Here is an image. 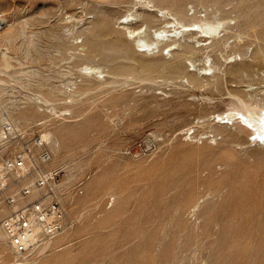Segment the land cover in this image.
<instances>
[{
	"label": "rangeland",
	"instance_id": "rangeland-1",
	"mask_svg": "<svg viewBox=\"0 0 264 264\" xmlns=\"http://www.w3.org/2000/svg\"><path fill=\"white\" fill-rule=\"evenodd\" d=\"M111 1L0 0L7 22L23 29L9 43L0 40V58L6 51L11 62L8 68L0 64V114L14 115L17 125L40 134L65 126L68 131H52L47 142L51 164L65 185L84 180L82 193L66 197L75 221L71 230L20 258L0 230V259L20 264H264V0H220L215 7L186 0V15L195 19L182 24L170 13V3L155 1L152 11L160 12V20L153 27L132 15L151 10L152 3ZM247 7L252 8L249 18H257L242 27L238 11ZM97 21L111 30L103 35L118 36L122 46H130L132 57L118 54L108 62L103 48L87 54L86 33ZM123 27L135 30L134 44ZM144 33L147 43L141 40ZM177 40L183 47L173 44ZM186 41L193 52H185ZM157 58L175 62L182 71L174 76L160 68L161 75L155 70L148 76L140 69L149 60L162 63ZM116 63L119 71L112 74ZM119 63L134 69L125 73ZM83 64L101 73L78 71ZM193 73L199 81L190 80ZM67 80L71 85L65 89ZM62 89L73 91L75 101L67 96L65 102ZM49 90L60 92L52 97L63 96L55 104L57 112L29 99ZM246 102L255 105L250 113ZM19 106L33 107L26 109L24 122L13 112ZM37 122L41 127H35Z\"/></svg>",
	"mask_w": 264,
	"mask_h": 264
},
{
	"label": "built area",
	"instance_id": "built-area-1",
	"mask_svg": "<svg viewBox=\"0 0 264 264\" xmlns=\"http://www.w3.org/2000/svg\"><path fill=\"white\" fill-rule=\"evenodd\" d=\"M5 24L0 12V29ZM28 129L0 114V226L18 258L74 227L66 197L82 193L84 181L62 184L49 144Z\"/></svg>",
	"mask_w": 264,
	"mask_h": 264
},
{
	"label": "bare ground",
	"instance_id": "bare-ground-1",
	"mask_svg": "<svg viewBox=\"0 0 264 264\" xmlns=\"http://www.w3.org/2000/svg\"><path fill=\"white\" fill-rule=\"evenodd\" d=\"M104 1V0H103ZM108 0H106V2H107ZM115 1H117V0H115ZM120 1H123V0H120ZM134 1V0H133ZM140 1H142V0H140ZM140 1H136L135 3H133L132 2V0L130 1V3L132 2L133 4H134V6H135V4L137 3V2H140ZM144 1V0H143ZM146 1V2H145ZM143 3L144 4H142V6H144L145 7V5H147L148 3H152L153 5H152V7H150L149 6V8H151V10L149 9V10H146L145 8L144 9H141V11H135L134 12V14H132L133 15V18L134 17H141L142 18V21H144V23H145V25H146V27H149V26H155V22L157 21V20H160L159 18H157V16H158V13H159V15H160V12H158V13H154L152 10L154 9L153 8V6H155V4H154V2L156 1V2H158L159 1V3H163V2H167V3H170L171 4V6H169L171 9H170V13L176 18V21L178 20L179 22H181V24L182 23H186L188 20H190L189 22H191V21H193L192 19L194 18H189V17H187V15H186V12H185V4H184V2L186 1V0H145ZM198 1H205V3L203 2V4H206V2H207V4L208 3H210L211 2V4L210 5H213L214 7L215 6H218L219 4H220V0H196L195 2H198ZM110 2H112L113 3V1H111L110 0ZM127 2H129L128 0H127ZM148 2V3H147ZM118 3H119V0H118ZM117 2H116V4H118ZM122 2H120L119 4H121ZM124 3V2H123ZM126 3V2H125ZM132 3H131V5H132ZM141 3V2H140ZM147 3V4H146ZM166 3V4H167ZM114 4H115V2H114ZM129 5V4H128ZM150 5V4H149ZM169 5V4H168ZM255 5V4H254ZM141 6V5H140ZM148 6V5H147ZM206 6V5H205ZM208 6V5H207ZM206 6V7H207ZM253 6V5H252ZM132 8H133V6H132ZM143 8V7H142ZM147 8V7H146ZM153 8V9H152ZM157 8V7H156ZM221 8V7H220ZM234 8V7H233ZM250 9H252L251 7H249ZM249 8L247 7V9H244V8H242V9H240L239 11H238V14L239 15H241V17L243 16V20H242V23L240 24V25H242V27H246V26H248L249 24H251V23H253V19H255L256 20V18L257 17H255V18H253L252 17V19L251 18H249ZM254 8V10L256 11V9H255V6L253 7ZM134 9V8H133ZM132 9V10H133ZM138 9V8H137ZM159 9V8H158ZM164 9V8H163ZM165 10V9H164ZM163 10V11H164ZM258 10V9H257ZM159 11H162L161 10V8L159 9ZM224 11V10H223ZM231 11V10H230ZM255 11H253V12H255ZM155 12H156V10H155ZM166 12V11H165ZM249 12V13H248ZM259 12V11H258ZM257 12V13H258ZM261 12V11H260ZM264 12V11H263ZM132 13V12H131ZM130 13V14H131ZM163 12H161V14H162ZM129 14V15H130ZM164 14V13H163ZM236 14V13H235ZM255 14V13H254ZM258 14H260V13H258ZM261 14H263L262 12H261ZM167 15V14H166ZM251 15V14H250ZM128 16V15H127ZM131 16V15H130ZM207 16V15H206ZM225 16H227V15H225ZM256 16H257V14H256ZM261 16V15H260ZM70 17V15L69 16H67V18H69ZM123 17V16H122ZM159 17H161V16H159ZM162 17H163V15H162ZM167 17V16H166ZM251 17V16H250ZM67 18H65V19H67ZM137 18H134V19H137ZM141 18H140V20H141ZM165 18V17H164ZM205 18V17H204ZM230 18V17H229ZM239 18H240V16H239ZM126 19V18H125ZM162 19V18H161ZM195 19V18H194ZM202 19V18H201ZM200 19V20H201ZM5 20H6V24H5V26L4 27H6L7 25V31H6V33H5V35L2 37V36H0V40L2 41L3 39H5V41H11V40H13L14 38H16L19 34H20V32L19 31H21L22 32V30L20 29L19 31H18V27H17V29L14 27V23H8L7 22V18H5ZM122 20V19H121ZM138 20H139V18H138ZM173 20H175L174 18H173ZM208 20V19H207ZM210 20V19H209ZM261 20V19H260ZM264 20V19H263ZM94 21H96V20H93V22ZM162 21V20H161ZM204 21V20H203ZM227 21V20H226ZM226 21H223V24H224V22H226ZM229 21V20H228ZM227 21V22H228ZM259 21V20H258ZM202 22V21H201ZM207 22V21H206ZM257 22V21H256ZM262 22H264V21H262ZM106 24H107V22H105ZM154 23V24H153ZM188 23V22H187ZM192 23H194V22H192ZM196 23H197V21H196ZM91 24V23H90ZM93 24L94 23H92L91 25H90V27H88L89 28V31H88V33H86L85 31V33L86 34H88V37H87V44H86V47L88 48H86V52H87V54H89V53H92V51L93 50H95V51H97L96 49L98 48H103V52H102V56L106 59V60H108V62L110 61H114V58L116 57L117 58V55L119 54V55H122V57L124 56H126V55H128V57H132V55L130 54V56H129V53H130V46L129 45H127V46H122L121 44H120V40H119V37L117 36L116 38L114 37L115 35H112L111 37L112 38H110L109 36V34H111V30H110V28L107 26V25H105V24H103V23H100V21L98 22L97 21V23L96 24H94V26H93ZM152 24V25H151ZM190 24V23H189ZM209 24V23H208ZM211 24V23H210ZM227 24V23H226ZM148 25V26H147ZM158 25V24H157ZM179 25V24H178ZM193 24H191V26H192ZM93 26V27H92ZM110 26H111V24H110ZM126 26V25H125ZM152 26V27H153ZM182 26V25H181ZM187 26V25H186ZM3 27V28H4ZM159 27V26H158ZM188 27H189V25H188ZM199 27V26H198ZM201 27H202V25H201ZM204 27V26H203ZM2 28V29H3ZM121 28V27H120ZM124 28V27H123ZM164 28H166V26H164ZM164 28H163V30H164ZM187 28V27H186ZM2 29H0V30H2ZM5 29V28H4ZM3 29V30H4ZM125 30H126V33H128L129 35H130V37H132L131 39L133 40V38L135 37L133 34H134V31L135 30H133V29H131V28H129V27H125L124 28ZM167 29V28H166ZM175 29V28H174ZM185 28H183V29H181L182 30V32H185L186 33V31L184 30ZM192 29V28H191ZM65 30V32H70L71 31V28L69 27V28H65L64 29ZM85 30V29H84ZM121 30V29H120ZM157 30V29H156ZM156 30H155V32H156ZM162 30V31H163ZM184 30V31H183ZM105 31H107L108 33H106L105 35H103L104 34V32ZM114 31H116V30H114ZM164 31H166V30H164ZM176 31H178V30H175V33L174 34H176ZM119 33L120 31H116V33ZM150 32V31H149ZM202 32V31H201ZM84 33V34H85ZM123 33V32H122ZM138 33H140V32H137V34ZM162 33V32H161ZM165 33V32H164ZM180 33V32H179ZM185 33H184V35H185ZM204 33H206V32H204ZM105 37L106 35L109 37V38H106V39H104V37L102 36V35ZM124 34V33H123ZM142 34V33H141ZM144 34H146V35H144ZM143 34V36L141 37V40H142V42H144V43H147L146 42V40H148L149 38H147L148 36V33H144ZM153 34V33H152ZM182 34V33H181ZM117 35V34H116ZM159 35V34H158ZM163 35V34H162ZM127 36V35H126ZM151 36H153V35H151ZM103 37V38H102ZM114 37V38H113ZM178 37V36H177ZM182 37V36H181ZM184 37V36H183ZM2 38V39H1ZM161 38V37H160ZM140 38H138V40H139ZM158 39V38H157ZM183 39V38H182ZM85 40V39H84ZM107 40H109L108 42H107ZM119 40V41H118ZM131 40V42L133 43L134 41H136L137 39H135V40H133L132 41ZM160 40H162V39H160ZM82 42H84V41H82ZM84 42V43H85ZM104 42H106L107 43V46L106 45H104ZM151 42V41H150ZM187 42V41H186ZM9 43V42H8ZM137 43V42H136ZM152 43H153V41H152ZM152 43H150L151 45H152ZM158 44H159V42H157ZM182 43V42H181ZM217 43V41H215L213 44H216ZM134 44V43H133ZM174 45L176 44V45H179L180 46V41H176V42H174L173 43ZM83 45V44H82ZM109 45V46H108ZM148 45V44H147ZM157 45V44H156ZM191 45H192V43H191ZM191 45L190 44H188V42L187 43H184V49H185V52H186V50H187V52H188V50L189 51H191V52H193L192 51V48H191ZM85 46V45H84ZM83 46V47H84ZM132 46V45H131ZM135 46H137V45H135ZM146 46V45H145ZM168 46H170V45H168ZM182 46V45H181ZM180 46V47H181ZM108 49V50H105L106 48ZM138 47H140V45H138ZM142 47V46H141ZM183 47V46H182ZM193 47H195L194 45H193ZM145 48V47H144ZM183 49V48H182ZM194 50H196L195 48H194ZM101 51V50H100ZM6 52V51H5ZM5 52H2L1 53V58H0V64H1V69L2 68H8V67H10V61H9V59L10 58H8V56H7V54L5 53ZM94 52V51H93ZM186 52V53H187ZM84 53V52H83ZM178 53V52H177ZM176 53V54H177ZM180 53V52H179ZM181 53H183V52H181ZM189 53V52H188ZM86 53H85V55H87ZM96 54V53H95ZM185 54V53H184ZM84 55V56H85ZM118 55V56H119ZM183 55V54H182ZM186 55V54H185ZM179 56V55H178ZM255 56H257L256 54H255ZM121 57V56H120ZM254 57V56H253ZM104 58H102L103 60H105ZM115 58V59H116ZM126 58V57H125ZM136 58V57H135ZM154 58V57H153ZM173 58V57H172ZM172 58H169L170 60L172 59ZM256 58V57H255ZM254 58V59H255ZM258 58V57H257ZM150 59V58H149ZM157 59H159V58H157ZM180 59V58H179ZM140 60H142L143 61V59H139L138 61H140ZM147 60V59H146ZM166 60V59H165ZM163 61V60H161V59H159V61H162V63H160V62H158V60H154L153 59V61H150L149 60V62H142V64H141V67L139 66V62L137 63L138 64V66L140 67V69L142 68V70L144 71V73H146V71L148 72V76H150V74L151 73H149V71H154L155 72V70H157L156 71V75L157 74H159L158 72V70L161 68V69H163V71L165 70V71H167L169 74L171 73V75H172V73H173V75L175 76V74H177L178 75V72H181L182 70H181V67H180V65H177V64H175V62H172V61ZM183 60V59H182ZM182 60H179V61H182ZM250 60V59H249ZM259 60V59H258ZM135 61V60H134ZM116 62V61H115ZM243 62H244V60L242 61V63L241 64H243ZM252 62V61H251ZM160 63V64H159ZM117 64L118 63H116L115 65V67L113 68V67H111L110 69H112V74H114L115 72L116 73H118V71H117ZM120 64V63H119ZM137 64H136V66H137ZM181 64V63H180ZM240 64V63H239ZM252 64H255V63H252ZM114 65V64H113ZM121 65V64H120ZM125 65V64H124ZM124 65H121V68L122 67H124ZM129 65H131V63L129 64ZM133 65V64H132ZM112 66V65H111ZM126 66V65H125ZM127 66H128V64H127ZM135 66V67H136ZM137 66V67H138ZM161 66V67H160ZM235 66V65H234ZM248 66V65H247ZM129 67H131V68H133L134 67V65L133 66H128L127 68H129ZM138 67V68H139ZM231 67H233L232 65H231ZM236 67H238V66H236ZM235 67V68H236ZM239 67H242L241 65L239 66ZM250 67V66H249ZM248 67V68H249ZM120 68V67H119ZM120 68V69H121ZM127 68H122V69H125V70H120V73L121 72H123V71H125V73L127 72L128 73V70H127ZM234 68V67H233ZM234 68V69H235ZM242 68H244V67H242ZM247 68V67H246ZM79 69L80 70H84L85 72L84 73H87L86 71L88 70V73L89 74H91V75H93V76H95V77H98L99 75H97V74H99V73H101V70L99 69V67H96V66H89L88 64H83V65H81L79 68H78V71H79ZM116 69V71H114ZM134 69V68H133ZM132 69V70H133ZM238 69V68H237ZM251 69V68H250ZM6 70V69H5ZM131 70V69H130ZM131 70V71H132ZM139 70V69H138ZM141 70V71H142ZM230 70V69H229ZM228 70V71H229ZM233 70V69H232ZM245 70V69H244ZM249 70V69H248ZM130 71V72H131ZM143 71H142V75L144 74L143 73ZM162 71V72H163ZM237 71H240L241 72V70H240V68H239V70H237ZM237 71L235 72V73H237ZM129 72V73H130ZM136 72L138 73V71H137V68H136ZM229 72H231V71H229ZM166 73V72H165ZM167 73V74H168ZM233 73V72H232ZM82 74V73H81ZM167 74H164V75H167ZM168 74V75H169ZM188 74V73H187ZM192 74V73H191ZM194 74V73H193ZM138 75V74H137ZM140 75H141V72H140ZM146 75V76H147ZM154 75V74H153ZM159 75H161V74H159ZM171 75H169V76H171ZM176 75V76H177ZM135 76H136V74H135ZM144 76V75H143ZM145 76V77H146ZM155 76V75H154ZM141 77V76H140ZM196 77H197V75H196ZM195 77V74L194 75H190V80L191 81H195V80H198L199 81V79H197ZM136 78H137V76H136ZM139 78V77H138ZM142 78V77H141ZM112 79H110V81H111ZM106 81H108V79L106 80ZM113 81V80H112ZM197 81V82H198ZM107 83V82H106ZM111 83V82H110ZM69 85H71V82L69 81V80H67L66 82H64V86H65V89L69 86ZM70 87V86H69ZM65 89H62L61 90V93H63V94H65V97H64V100H65V102H66V99H67V96H69L68 98H69V100L68 101H72L73 100V98L76 96V94H75V96L73 97V91H66ZM52 91V90H51ZM50 90L48 91V92H50L49 93V95L46 93L45 95L44 94H41V92L40 93H35L36 95H33V98H29V99H34V101L35 102H38V103H42L43 105H45V108L46 109H49L52 113L53 112H57V110H58V108L55 106V104L57 103V102H61V100H59L58 98H62V100H63V96L61 97H59V95H58V97L55 95V96H53L52 97V95L53 94H56V93H53L54 91H52L51 92ZM59 91V90H58ZM53 93V94H52ZM60 93V92H59ZM59 93H57V94H59ZM30 96V95H29ZM57 97V98H56ZM76 98V97H75ZM75 98H74V101H75ZM28 99V100H29ZM240 99V98H239ZM57 100H59V101H57ZM63 100V101H64ZM26 101V100H25ZM32 101V100H31ZM243 101V100H242ZM29 102H30V100H29ZM59 102V103H60ZM248 102H246L244 105H248L247 104ZM30 104V103H29ZM28 104V105H29ZM33 104V103H32ZM31 104V105H32ZM41 104V105H42ZM35 105V104H34ZM37 105V104H36ZM35 105V106H36ZM241 105V104H240ZM242 105H243V103H242ZM254 105V104H253ZM262 105V104H261ZM264 105V104H263ZM23 106V105H22ZM33 106V105H32ZM254 107V106H252V104L250 103L248 106H247V108L249 109L248 111H249V113H250V110L251 111H253L252 110V108L251 107ZM257 106H258V104H257ZM20 107V106H19ZM24 107V106H23ZM27 107V106H26ZM31 106H29L28 108H26V109H29ZM38 107H40V106H38ZM242 107V106H241ZM240 106H239V108H241ZM244 107V106H243ZM264 107V106H263ZM263 107H261V108H263ZM33 108V107H32ZM32 108H30V109H32ZM41 109H43V107L41 106L40 107ZM39 108V109H40ZM239 108H238V111H239ZM26 109H24V108H22V107H20V108H17L16 109V111H13V112H15V115L16 116H18V117H23V119H22V121L24 120L25 121V118L24 117H26L27 118V113L29 112L28 110H26ZM45 109V110H46ZM241 109H243V110H247V109H245V108H241ZM240 109V110H241ZM253 109H255V110H257V107L256 108H253ZM8 110V109H7ZM33 110V109H32ZM36 110L38 111V109H37V107H36ZM63 110L65 111V108L64 109H62V112H63ZM236 110V109H235ZM11 111V110H10ZM50 111H47V112H49L50 113ZM259 111V110H258ZM32 112V111H31ZM33 112H35V109H34V111ZM39 112V111H38ZM60 112V111H59ZM255 112V111H254ZM254 112H253V114L252 115H255L254 114ZM264 112V111H263ZM262 112V113H263ZM66 113V112H65ZM248 113V114H249ZM252 113V112H251ZM259 113H260V111H259ZM11 114H13V113H11ZM31 115H32V113H30ZM36 114H38V113H36ZM56 114V113H55ZM55 114H54V116H55ZM62 114V113H61ZM243 114H245V113H243ZM247 114V113H246ZM31 115H29L30 116V118L32 117ZM49 115H51V114H49ZM49 115H47V116H49ZM250 115V114H249ZM8 116V115H7ZM14 115H12V120L13 119H15L14 117H13ZM33 116H35V115H33ZM37 116V115H36ZM56 116H59V113H58V115H56ZM232 116H233V114H232ZM230 117H231V115H230ZM251 117V116H250ZM263 117H264V113H263ZM29 118V119H30ZM33 118V117H32ZM232 118V117H231ZM258 119H260V118H258ZM16 120V119H15ZM14 120V121H15ZM20 120V119H19ZM46 120V119H45ZM264 120V119H263ZM17 121V120H16ZM21 121V120H20ZM23 121V122H24ZM26 121H28V120H26ZM46 122V121H45ZM16 123V122H15ZM255 123V122H254ZM50 123H48V124H46V125H49ZM246 124V123H245ZM45 125V126H46ZM56 126V125H55ZM58 126H61L60 124L58 125ZM65 127V126H64ZM64 127H61L62 128V130H64L65 132L66 131H68V129H63ZM48 128V127H47ZM46 128V129H47ZM51 129H52V126L50 127ZM55 127H54V125H53V129H54ZM60 127H59V129H61ZM257 128V127H256ZM261 128H262V126H261ZM59 129L57 128V126H56V130H57V134H58V131H59ZM258 129V128H257ZM55 130V129H54ZM54 130H52V131H54ZM55 130V131H56ZM264 130V129H263ZM44 130H42L41 132H42V134H41V136H42V138L46 141V142H49V141H51V137H52V131H49V130H46V131H44ZM64 131H62L63 132V134L62 135H64ZM59 133H61V130H60V132ZM260 134V133H259ZM61 135V134H60ZM262 134H260V136H261ZM264 135V134H263ZM54 142V141H53ZM263 142V141H262ZM55 143V142H54ZM62 183V182H61ZM60 183V184H61ZM63 184V183H62ZM177 185V184H176ZM178 186V185H177ZM93 188H94V186H93ZM195 206H196V203H195ZM178 207V206H177ZM119 211H120V209H119ZM117 212H118V210H117ZM112 215H114V213L112 214ZM119 215V214H118ZM115 216V215H114ZM114 216H112V217H114ZM109 217H111V215L109 216ZM111 217V218H112ZM110 219V218H109ZM106 220H108V217L106 218ZM111 220H114V218H112ZM0 230L2 231V233H3V235H4V232H3V230H2V228H1V226H0ZM179 231V230H178ZM63 233V232H62ZM1 234V233H0ZM61 234V233H60ZM59 234V235H60ZM58 236V235H57ZM56 236V237H57ZM4 237H5V235H4ZM180 238V237H179ZM54 239V238H53ZM53 239H51V240H49L48 241V243H50V241H52ZM5 241H6V244H7V240H6V237H5ZM100 241V240H99ZM50 245V244H49ZM7 246H8V244H7ZM47 246H48V244H47ZM9 247V246H8ZM10 249V248H9ZM91 249V248H90ZM11 250V249H10ZM13 253V252H12ZM14 254V253H13ZM15 255V254H14ZM16 256V255H15ZM1 259H3V258H1ZM0 259V260H1ZM58 258H56V260H57ZM60 260V259H59ZM0 264H20V262H15V261H13V262H10V261H2L1 260V262H0Z\"/></svg>",
	"mask_w": 264,
	"mask_h": 264
}]
</instances>
